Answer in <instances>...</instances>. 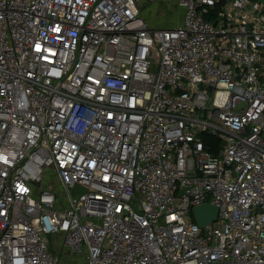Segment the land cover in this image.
<instances>
[{
    "label": "built area",
    "instance_id": "obj_1",
    "mask_svg": "<svg viewBox=\"0 0 264 264\" xmlns=\"http://www.w3.org/2000/svg\"><path fill=\"white\" fill-rule=\"evenodd\" d=\"M158 1L0 0V264H264V0Z\"/></svg>",
    "mask_w": 264,
    "mask_h": 264
},
{
    "label": "rangeland",
    "instance_id": "obj_2",
    "mask_svg": "<svg viewBox=\"0 0 264 264\" xmlns=\"http://www.w3.org/2000/svg\"><path fill=\"white\" fill-rule=\"evenodd\" d=\"M176 1L160 0L156 4L144 3L143 17L151 26L156 28L176 25L179 23L182 14ZM57 238L56 235H50L53 253L60 258L58 264H81L78 258L72 257L69 253L62 252L57 244Z\"/></svg>",
    "mask_w": 264,
    "mask_h": 264
},
{
    "label": "water",
    "instance_id": "obj_3",
    "mask_svg": "<svg viewBox=\"0 0 264 264\" xmlns=\"http://www.w3.org/2000/svg\"><path fill=\"white\" fill-rule=\"evenodd\" d=\"M217 212V207L210 203L199 205L194 209L196 221L202 227L215 220Z\"/></svg>",
    "mask_w": 264,
    "mask_h": 264
},
{
    "label": "crops",
    "instance_id": "obj_4",
    "mask_svg": "<svg viewBox=\"0 0 264 264\" xmlns=\"http://www.w3.org/2000/svg\"><path fill=\"white\" fill-rule=\"evenodd\" d=\"M156 4V3H155ZM179 23H180V20H179Z\"/></svg>",
    "mask_w": 264,
    "mask_h": 264
}]
</instances>
